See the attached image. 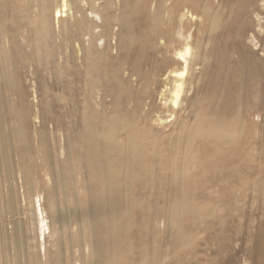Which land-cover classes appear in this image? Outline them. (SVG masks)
I'll return each instance as SVG.
<instances>
[{"label": "rangeland", "instance_id": "1", "mask_svg": "<svg viewBox=\"0 0 264 264\" xmlns=\"http://www.w3.org/2000/svg\"><path fill=\"white\" fill-rule=\"evenodd\" d=\"M104 1L109 0L94 2L97 15H93L87 10V0H68L70 7L75 2V6L81 8L82 13H75L73 9L70 15L67 12L64 18L55 19V11L59 9L60 0H4L0 13L3 32V37L0 36V51L4 47L5 54L11 56L12 62L0 60V63L5 64L8 70H17L20 74L23 100L21 105L17 95L8 91L1 93L7 101L0 109V132L7 142L4 140L0 144L2 150L0 165H5L4 159H8L10 167L12 163L14 165L16 163L15 173L17 169L20 173L15 176L17 178L21 174L22 183H19L13 192L16 197L12 205L15 210L13 213L5 191L8 183L4 179L3 169L0 168V190H2L0 209L4 211L3 216H0V229L4 226L8 234L6 242L0 241V264H5L7 256H4L3 248L8 256L12 257L11 262L6 264H13V226L16 224L19 228L21 227L19 222L28 223L27 209L30 198L26 196V191L31 183V176L37 177L41 188L49 187L44 177L47 174L46 169L40 170L36 167L42 160L41 152L46 154L47 149L57 150L56 163L66 166L65 187L59 195L61 210L72 207L74 204L72 196L75 193L78 192L80 196L84 194L79 189L81 187L79 180L83 177V172L76 161V148L72 147V151L69 152L68 149L64 150L67 140L75 142L77 138L73 130L76 117L74 88L77 86L80 90L82 86L84 87L83 80L76 75L77 70L83 76L86 65H89L92 67L91 74L95 79L99 77L96 75L97 69L105 68L106 78L102 82L97 83L99 79L92 81V77L91 80L88 77V84L96 86L92 101L98 102L104 96L103 98H106L103 100L104 107L110 110L112 108V95L109 92L112 87L111 69L115 67L123 69L121 78L126 80L125 78L128 77L132 89L140 90L137 86L139 82L134 76H130L127 62L142 51L139 55L143 62L140 61L142 65L140 67L144 74L153 78L147 86L150 95L138 97L134 90L130 100L142 97L140 107L144 112L156 106L152 113L154 122L157 123V117L161 116L167 121L170 120L164 130L168 132L171 129L173 121L172 117H168L170 112L163 111L161 107L170 99L169 91L163 92L162 86L163 89L166 87L171 91L172 78L169 77L171 74L167 75V71L165 72V77L166 75L169 77L167 80L164 75H158L163 69L162 55L174 58V49L165 51L163 47L154 48L155 50L152 48V40L146 34L151 22L143 18L144 14L131 13L133 0H128L130 3L128 7L124 0H112L114 5L106 12L119 19L130 18L132 33L127 34L126 29L120 27L118 22H112L107 59L105 61L98 59L103 57L100 50H92L91 55L83 57V46L86 47L88 44V36H83L80 43H77L76 35L80 32L73 19L85 17L84 26H90V23L85 21L92 20L91 32L96 34L102 30L101 22L106 15L103 11ZM195 1L196 3L187 5L189 12L195 18L189 23L184 18V23L191 34V47L196 59L185 78L187 83L185 82L182 104L175 114V121L180 125L181 121H178V118L187 117L189 123L186 125L192 124L199 117L195 116V111L203 108L199 110L202 117L208 119L212 114L215 115L218 119L217 123L220 124L219 130L235 132V135L226 142L217 139L214 147L199 140L189 142L188 146L183 140L176 139L159 141L151 136L145 140L147 147L152 145L163 151L162 153L160 151V157L165 162L171 161L178 167L182 163L188 164V172L185 178H182L181 186L185 194L184 204L187 207L183 212L170 214L169 220L165 218L169 231L165 230L166 222L160 215L163 212L161 206H172L175 203L177 186L172 182L173 180H170V174H166L165 178L160 175L157 158L151 159L144 154L141 163L148 167L149 171L147 170L141 177L143 178L140 179L141 181L135 172L134 178H130L131 175L126 177L124 173L118 178L120 183L124 180L129 186L125 201L138 203L133 204L128 215L123 214L118 220L120 225L123 224L124 230L114 253L116 264H140L141 258L145 260L144 264H257L256 257L261 255L260 264H264V253L261 252L264 251V108L261 110L254 105L247 107L248 89L250 93L253 92L258 96L256 104L260 99L261 89L257 84L249 82L246 71L251 57L264 56V0H241L242 5L238 0ZM153 2L154 0H150L151 8ZM202 3L209 4L212 11L210 15L215 16L216 24L212 30L205 22L207 17H201L198 12ZM15 19L18 21V26L23 28V38L18 39L20 46L13 38L16 34L10 32V22ZM129 35L135 39L130 44L125 38ZM94 42L97 48L99 45L100 47L104 45L103 40ZM78 44L81 45V50ZM153 61L156 62V66ZM172 70L170 68V71ZM76 77L80 79V85H77ZM226 83L233 87L229 96L223 92ZM162 92L164 96L160 95ZM123 96L119 100L122 117L127 112L125 110L127 104L124 101L126 98ZM261 98H264V94ZM20 108H24L26 112L30 128L28 133L30 132L31 136L40 125L47 134L46 142L39 148L41 152H36L34 149L28 155L23 154L21 159L18 155V140L13 135L14 128L18 125ZM118 132L113 141L118 147H123L124 143L120 139L122 131ZM161 146L163 147L160 148ZM16 147L18 153L13 156L16 150L12 148ZM172 148H184L190 157L182 158L174 155L169 152ZM68 157H71L73 162ZM149 181L153 186L147 184ZM31 188L34 189L33 183ZM19 193L26 195L21 198ZM150 199L154 200V204L158 207L156 210L151 208ZM67 238L64 233V240L67 241ZM73 252L76 254L77 251Z\"/></svg>", "mask_w": 264, "mask_h": 264}, {"label": "bare ground", "instance_id": "2", "mask_svg": "<svg viewBox=\"0 0 264 264\" xmlns=\"http://www.w3.org/2000/svg\"><path fill=\"white\" fill-rule=\"evenodd\" d=\"M95 1L96 0H87L86 2L88 6L87 10H89V13L93 15H97L94 4ZM238 1L239 4L242 5L243 1ZM124 2L128 7L130 4L128 3V0H124ZM3 3L4 0H0V13H2ZM74 3L73 6L70 7L68 0H60L59 9L55 11V19L61 17L64 18L67 12H69L67 14L70 15L73 9L75 13H82V9L75 6ZM103 3L104 13H106L114 5L112 0H109L108 2L104 1ZM153 3V7L151 8L150 6L152 3H150V0H133L130 11L134 14H144L143 18L151 22V26H149L146 34L152 40L153 49H160L161 47H163V50L165 51L170 48L174 49V58H168L162 55L163 58L161 65L163 66V69L158 75H164L165 77V72L167 71V75L171 74L169 77L172 78L171 91L166 87L163 89L162 86L163 92L165 90L169 91L170 99L166 101L167 103H164L163 107H161L163 111L170 112L168 117H172L173 121L171 123V129L168 132L164 130L170 120L167 121L161 116L157 117V123L154 122L152 113L153 109H156V106L149 108L144 112V110L141 111L140 107L142 105V97L130 100L135 89H132V83H130L128 77L125 78L126 80L121 78V72H123V69H120V67L111 69L112 87L109 89V92L112 95V108L110 110L104 107L105 104L103 100L106 99L103 98L104 96L101 95L102 97L98 102L92 101L94 88L96 87L92 84H88L89 79L91 80L92 77V67L86 65L83 76L81 75L82 73L77 70L76 75H78L79 78L81 77L84 82V87L82 86L80 90L77 86L74 88V107L76 117L73 122V130L77 134V138L76 140L74 139L75 142L67 140L65 143L66 148H64V150L68 149L67 151L69 152L72 151V147L76 148V161L83 172V177L79 180L81 183V187L79 189L82 191V194L83 192L84 194L80 196L78 192L77 194L75 193L76 195L74 194L72 196V199L74 200L72 207L61 210L59 195L61 194V190L65 187L66 166L64 167L61 164L58 165L56 163L55 152H57V150L47 149L46 154L39 150V148H41L46 142L47 134L43 132L42 126L40 125V128L38 130H34V134L31 136L30 132L28 133L30 128L28 127L26 112L24 108H20L18 125L15 126L13 132V135L18 140L19 144L18 155L21 159L23 154L28 155L32 150L34 151V149L36 152H41V154H43L42 160H40V163H37L36 167L40 170L46 169L47 174H45L44 177L46 183L49 184V187L41 188L37 177L32 175L31 183H33L34 189L31 188L30 183L29 188L26 191L27 195L19 193V197L23 198V196L26 195L30 198V201L28 202L27 209L28 223L23 224L19 222V226H21L19 228L16 224L13 226V264H116L114 253L115 249L119 246L118 242L124 230L123 224L120 225L118 220L123 217V214L128 215L133 208V204L138 203L137 201H125L129 186L124 180L120 183L118 178L123 175L122 173H124L126 177L131 175L130 178H134L133 173L135 172L137 178L141 181L140 179H143L141 177L146 174L147 170L149 171V168L145 167L144 164L141 163V157L144 159V154L150 156L151 159L157 158V167L161 170L160 175L165 178L166 174H170V180H173L172 182L177 186V191L175 190L177 192V199L175 203L172 206H161L163 212L160 213V215L164 217L163 220L166 222L165 230L169 231L166 219L169 220L170 214H173L174 212H183V210L187 207V205L184 204L185 194L182 192L181 186L183 183L182 178L184 179L185 174L188 172V164L182 163V165H179L180 167H178L171 161L165 162V160H162L160 157V151L161 153L163 151L159 148H154L152 145L147 147L145 140L151 136L159 141H170L176 139L178 141L183 140L187 146L189 142L192 143L194 140H199L203 141L208 146L214 147L217 139H222L221 142H226L234 137L235 132L228 133L221 132L219 130L220 124L217 123L218 119L215 115L212 114V117L208 119L202 117L199 114V110H202L203 108H198L195 111V116L199 117L196 118L192 124H188L189 127L186 125L189 123L187 117H179L178 121L180 120L182 123L180 122V125H177L175 121V114L177 113V110H180V106L182 104L186 82L185 78L191 71L193 63L196 59V54L193 52L194 50L191 47V34L189 33L188 28L185 27L186 24L184 23V18L188 21V23L191 22L190 20L195 18L193 14L189 12L187 5L189 3H196V1L154 0ZM199 9L200 11H197L200 16L207 17L205 22L208 23V26L212 30V28L215 27L216 20L214 18L215 16L212 17L210 15L212 14L210 5L202 3ZM189 17L190 19H188ZM129 19L130 18L128 17H122L119 19L117 16L114 17L106 13L103 21L101 22L102 30L93 34L90 28L92 27V20L85 21L89 22L90 26H84L83 20H86L85 17L74 18L73 22L77 27L78 32H80L79 35H76L77 43H80L83 36H88V44L86 47L83 46V57L86 58L91 55L92 50H100L101 56L103 57H99L98 59L105 61L109 54L108 41L111 35L112 22H118L120 27L126 29V33L129 34L131 32ZM11 22L10 32L11 34H16L13 38L15 39V43L20 46L18 39L23 38V28L18 26V21L16 19L12 23ZM176 23L178 24L177 30ZM162 27H164V29H162ZM0 36L3 37L1 23ZM125 38L128 44L135 40L132 35ZM97 40L104 41V45L101 47L99 45V49L96 47L94 42ZM176 41L179 42L176 43ZM141 45L143 44L141 43ZM78 47L79 50L82 49L80 44H78ZM141 52L142 51L136 54L130 62H127L130 67V76H134V79L139 82L137 86L140 87V90H135L138 97L139 95H150V89L147 91V86L150 84V80L152 81L153 79L144 74L140 67L141 57L139 55ZM143 57L144 56H142V58ZM0 60L12 62L11 56L5 54L4 47H2V50L0 51ZM117 61L119 60L117 59ZM141 63L143 62L141 61ZM152 63L155 64L156 62L153 61ZM170 68L173 70L170 71ZM97 70L98 74L96 73V75L99 77L95 79L92 77V81L99 79V82L97 83H100L106 78L105 72L107 71H105L104 67ZM246 71L249 82L257 84L258 88L261 89L258 104H256L258 96H256L253 92L250 93L248 89L249 99L247 107L254 105L258 107V109L263 110L264 98L261 97L264 94V56L256 58L251 57ZM19 75L20 74L17 73V70L10 71L7 69L5 64L0 65V109L7 101L2 97V91H8L17 95L18 102L22 105L23 88L21 86L22 83L19 80V78H21ZM167 75L165 77L166 80L169 78ZM75 81L77 85H80V79H77L76 77ZM247 88H249V85ZM232 89L233 87L229 83H226L224 84L223 92L226 96H229ZM105 91L107 92V90ZM106 92H104L105 95ZM163 92L162 94L160 93L161 96H164ZM123 94L126 98L124 101L127 104V109H124L127 110V112L125 111L126 115H123L122 117L120 116L122 111L119 100ZM187 100L189 99L187 98ZM132 120L134 122H132ZM120 130L122 131L120 139L124 143V146L122 145L123 147H118V144L113 141V138L119 134L118 131ZM70 138L72 137L70 136ZM4 140L5 138L0 132V144L3 143ZM5 141L7 142V140ZM162 147L163 146L160 148ZM17 148L18 147L12 148V150H16L14 151L13 156L18 153ZM186 151L187 150L184 148H172L169 152L174 155H179L182 158L190 157V154ZM0 153H2L1 149ZM68 159L72 160L71 157H68ZM4 162L5 165H0V168L3 169L4 179L8 183L5 191L8 195L7 201L11 205V210L14 213L15 210L12 205L14 204V198L16 197H14L13 192L15 191V188H17V185L22 183L21 174L16 178L15 175L20 173L19 169H17V173H15L16 163L15 165L12 163V166L10 167L8 159H4ZM71 162H73V160ZM17 164L19 167V163ZM155 165L156 162L153 165L154 168ZM33 168H35V165ZM147 184L153 186L150 181ZM1 192L2 190H0V194ZM83 197H85V200L82 202ZM149 204L153 210L158 208L156 204H154V200L151 201L150 199ZM193 209L194 208H192V210ZM3 214L4 211L0 209V216L2 217ZM64 233L68 236L67 241L64 240ZM7 236L8 234L3 226L0 229L1 243L6 242ZM3 249L4 256L7 255L5 257V264L10 263L12 257L8 256L5 252V248ZM74 250L77 251L76 254L73 252ZM261 252L264 253L263 250H261ZM261 256L256 257L257 264H260ZM144 262L145 260L141 258L140 264H144Z\"/></svg>", "mask_w": 264, "mask_h": 264}]
</instances>
